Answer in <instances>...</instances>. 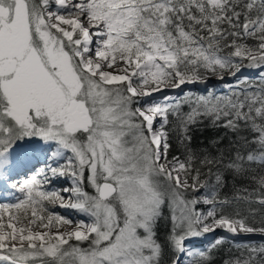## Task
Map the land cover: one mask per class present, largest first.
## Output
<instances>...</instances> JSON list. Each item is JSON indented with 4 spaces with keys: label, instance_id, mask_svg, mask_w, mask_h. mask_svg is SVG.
I'll use <instances>...</instances> for the list:
<instances>
[{
    "label": "snow or ice",
    "instance_id": "snow-or-ice-1",
    "mask_svg": "<svg viewBox=\"0 0 264 264\" xmlns=\"http://www.w3.org/2000/svg\"><path fill=\"white\" fill-rule=\"evenodd\" d=\"M248 38L255 44L241 42ZM244 68H264V0H0V170L10 156L15 164L44 150L29 138L55 142L52 157L71 153L58 167L11 184L23 198L0 203V264H160L155 226L165 203L168 245L186 252L187 264L208 260L205 251L185 248L187 237L217 228L264 236V176L257 189L233 198L248 205L247 215L238 206L226 213L232 201L218 198L221 166L238 175L246 164L264 165V71L248 84L238 78ZM206 73L237 83L225 95L185 93L187 113L170 97L149 102ZM169 115L181 142L206 116L255 133L245 144L257 150L237 151L226 165L205 155L194 167L190 150L169 159ZM65 176L72 180L67 199L46 190ZM199 203L211 207L202 212ZM49 206L88 220L72 227ZM238 247L247 255L225 264H264V243Z\"/></svg>",
    "mask_w": 264,
    "mask_h": 264
},
{
    "label": "trees",
    "instance_id": "trees-1",
    "mask_svg": "<svg viewBox=\"0 0 264 264\" xmlns=\"http://www.w3.org/2000/svg\"><path fill=\"white\" fill-rule=\"evenodd\" d=\"M241 42L247 43L249 45L255 44V41L251 38ZM251 70L252 68L242 69V74L239 75V79L247 80L248 84H254L258 82L259 74L261 71H264V68L256 69V73ZM208 75L212 74L206 73L203 77ZM223 83L226 85L235 86L237 79L227 82L224 81ZM209 92H212L215 95H225L228 94L229 89L226 86L223 88H213L208 90L194 88L187 93H191L193 96H207ZM178 101L180 103V111L182 113H187L190 111V105L185 99V94L181 95L175 100H172L170 104H176ZM192 106L194 107L195 105L193 104ZM223 123V119H221L219 122L213 123L212 118L201 116L196 124L189 126L188 135L191 137V140H184L181 142V137L176 127L178 121L174 116L169 115V123L165 128L169 134L168 139L170 149L168 152V158L171 159L173 156H179L181 159H184L190 150L197 158L194 167H200L199 161L205 155H209L211 157H222L223 164L226 165L233 158L237 151L247 155L249 151L257 150L256 144H245V140L250 142L254 135H256L255 133L245 129H242L239 132H234L224 127ZM245 168L246 171L237 175L223 166L220 167L221 174L224 177V183L223 186L218 189V198H228L232 201L230 205L225 206V212L228 214H232L237 206L242 210V215L247 214L245 210L247 209L248 205L243 201L237 202L233 198L237 194L238 190H240L241 195H245L246 193L242 191L243 189H248L249 192L257 189L259 185L257 184L256 180L264 176V165L262 164L250 163L246 164ZM216 170L217 169L214 167L213 171L215 172ZM201 171L205 172L207 169L201 168ZM252 207H259V205H252ZM257 220H259V216H257ZM249 221L251 222L250 217ZM171 227V219L169 218L168 210H166V206L164 205L162 208V215L155 226L156 239L162 245L160 264H173V261H176L178 256L181 254L171 249L168 245L167 237L171 231ZM224 238V241L220 244H216V241L219 240V238L209 244H205L203 241H200L192 245L189 242L187 243L186 247L187 249L205 251L208 255L207 264H225V261H230L237 257H241L242 252L243 255H247L246 250L238 246L246 244H254L259 246L260 244L264 243V236L259 235L252 237L245 236V238L224 236Z\"/></svg>",
    "mask_w": 264,
    "mask_h": 264
},
{
    "label": "rangeland",
    "instance_id": "rangeland-1",
    "mask_svg": "<svg viewBox=\"0 0 264 264\" xmlns=\"http://www.w3.org/2000/svg\"><path fill=\"white\" fill-rule=\"evenodd\" d=\"M251 71H254V73H256V69H252ZM240 74H242V73L240 72ZM235 79H237V78L230 77L227 75H225L223 79L218 78L216 75H208L206 77H202L200 80H198L194 83L182 85L181 88H179V89H165L162 92L157 93V96H155V99L152 100L151 102H163L164 97H170V99L167 102L171 103L172 100H175L178 97H180L181 95H184L185 93L190 92L194 88H197L200 90H208V89H213V88L214 89L223 88L226 86V84L223 83L224 81L227 82V81H232ZM139 106H141V105L133 104V107H139ZM160 122H161L160 119H157L156 127H159ZM29 139L37 141L42 146H48L49 147V150L44 152V156H46L45 157L46 163L43 164L41 167L40 166L37 167L35 172L25 171L24 174L16 180L11 179L10 177H7L10 179L6 178L5 180H3L4 183L3 182L2 183L7 184V186H8V192H7L6 196L5 195L0 196V203H17L19 199L23 198L22 194L17 189H13L11 187V184L13 182L19 183V182H22L24 179H27L30 176L34 175L36 172H38L40 170H44V169L49 168V167H58L59 165L64 163L67 156L71 155V153L69 152L66 154V156L63 157V159L56 161L55 159L57 157H52V153L55 152L56 148H57V145L55 144V142H45L42 139H40L39 137L29 138ZM31 157H33V156H31ZM11 160H12V158L9 159V161H11ZM58 179H60L62 182L68 181L69 184L66 185L64 188H58V187L53 185V181L58 180ZM45 187H46V190H48V191L57 190V191L63 192V189L72 187V180H71V178L66 177V176L65 177L52 178L51 183L46 185ZM84 187H85L86 191L93 193V189L90 186H88V184H87L86 176H85ZM204 194H205V190L201 189L195 195L203 196ZM189 198H191V192H189ZM65 199H67V198L65 197ZM165 206H166V210H168V214H169V218H170L171 213L169 211L167 203H165ZM206 206L211 207V205H206L204 203H199L195 207L199 211L207 212L210 207H206ZM49 208H50V210H54L57 213L64 215L67 218H70V219L74 218V219H76V221L83 219L87 222V220H88L87 216H85L82 213H78L77 211L72 210V209L60 208L59 206H56L54 209L52 208V206H49ZM245 215H247V214H245ZM74 226H75V223H73L72 227H74ZM255 235L262 236L259 233H254V234L238 233V234L233 235L231 233L225 232V230H223V229H219V230L215 229L214 231H211L209 233H203L200 236L187 237V239L185 240L184 246H185V248H187L186 247L187 243L190 242V244L193 245V244L200 242V241H203V243H205V244H209V243H211V242H213V241H215L221 237H224V236H231V237H236V238H245V236L252 237ZM188 258L189 257L187 256V253L185 252V253H181L180 256H178L176 261H179V264H187Z\"/></svg>",
    "mask_w": 264,
    "mask_h": 264
},
{
    "label": "bare ground",
    "instance_id": "bare-ground-1",
    "mask_svg": "<svg viewBox=\"0 0 264 264\" xmlns=\"http://www.w3.org/2000/svg\"><path fill=\"white\" fill-rule=\"evenodd\" d=\"M155 96H157V93H153L151 100L149 102L154 100ZM145 99H148V98H145ZM157 119H159V118H157ZM156 124H157V121H156ZM43 149H44L43 151L37 152L33 157L30 156L27 159L18 160L15 164H13V162L11 160V161H9V165L7 166V171L0 170V196H4V195L6 196L7 195L8 186H7V184H3L4 183L3 180H5L7 177H10L11 179L16 180L19 177H21L25 171L35 172L37 167H39V166L41 167L43 164L46 163V161H45L46 156H44V152L49 150V147L43 146ZM10 159H11V156H10ZM61 159H63V157H59V158L57 157L55 160L58 161ZM47 169L48 168H46L44 170H47ZM48 175L50 176L51 174L48 173ZM10 178H7V179H10ZM68 184H69L68 181L62 182L60 179L53 181V185L58 187V188H64ZM13 189H15V188H13ZM61 194L64 197L68 198V193L61 192ZM71 219L75 223L76 219H74V218H71ZM219 229L220 228H217L216 230H219Z\"/></svg>",
    "mask_w": 264,
    "mask_h": 264
}]
</instances>
